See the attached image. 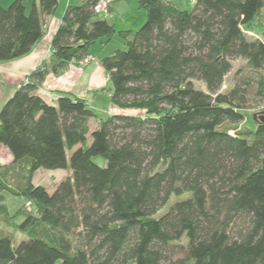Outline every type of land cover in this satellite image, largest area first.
<instances>
[{
    "label": "trees",
    "instance_id": "1",
    "mask_svg": "<svg viewBox=\"0 0 264 264\" xmlns=\"http://www.w3.org/2000/svg\"><path fill=\"white\" fill-rule=\"evenodd\" d=\"M26 1L0 0V61L30 53L59 5ZM96 2L66 6L51 58L0 109L14 157L0 169V264H264V122L237 127L264 103V0H139L145 23L120 31ZM116 33L127 48L102 63L123 111L92 130L86 99L37 91ZM240 58L247 71L222 90ZM40 168L71 175L48 190ZM6 191L32 207L11 214Z\"/></svg>",
    "mask_w": 264,
    "mask_h": 264
},
{
    "label": "crops",
    "instance_id": "2",
    "mask_svg": "<svg viewBox=\"0 0 264 264\" xmlns=\"http://www.w3.org/2000/svg\"><path fill=\"white\" fill-rule=\"evenodd\" d=\"M69 2V0H66L62 8H60L61 6L59 4L56 12L46 17V31L44 37L36 43L30 53L14 60L0 61V109L22 83L30 80V73L45 60L51 58L53 52L51 45L53 35L62 22V16ZM119 2L120 1L113 5V9L120 8L118 7V4L120 5ZM124 5L125 4H123V6ZM113 50L115 49L111 46L110 40L95 43L90 48L89 56L92 58L90 62L82 65L78 61H73L59 73L47 74L38 87L37 92L46 101L52 104H57L59 97L63 94L86 99L96 114L90 121V126L93 130L98 126L101 119L115 112L123 111L111 101L112 91L109 89L111 88V84H109L111 81L102 63V58ZM4 147L5 145L1 146L0 153L2 151L6 152L7 158L3 160L0 159V169H2L3 166L10 165L14 159L12 152L10 151V153ZM7 160H9V162ZM65 171L66 172H59V170H56L54 173H58L57 175H59V178L63 179L71 175L70 170ZM61 179L52 181L51 187L46 186L48 190H53ZM33 182L37 184L34 181V174ZM5 197L7 203V196L5 195ZM24 205L29 209L32 207V203L25 199ZM10 213L14 214V212L12 213L11 211ZM1 227L2 225H0V228Z\"/></svg>",
    "mask_w": 264,
    "mask_h": 264
},
{
    "label": "rangeland",
    "instance_id": "3",
    "mask_svg": "<svg viewBox=\"0 0 264 264\" xmlns=\"http://www.w3.org/2000/svg\"><path fill=\"white\" fill-rule=\"evenodd\" d=\"M14 0H1V4L4 7H8ZM35 0H27L26 6L27 9H30L31 5L33 4ZM37 1V0H36ZM60 4V8L63 7L66 0H58ZM69 4H75L78 1L77 0H69ZM120 1V5L118 4V7L112 9L111 15L107 16V19L115 23V27L117 31L120 30H128V29H134L138 30L140 29L143 24L146 21V12L139 7V0H116V2ZM173 3H175L176 6L180 8H191L194 6L196 0H171ZM123 4H125L123 6ZM123 7V9H122ZM111 46L114 47V49L122 48L126 49L127 45L125 44V40L122 39L118 33H116L110 40ZM239 69H243L247 71V65L246 61L242 58L237 59L233 62V69L231 72L226 76V79L224 81V84L222 86V90H228L233 85V81L237 76V72ZM109 84H111L109 82ZM196 86L206 89V86L201 81H195ZM264 103L262 104H255L253 101H251L249 108L245 111L246 112V119L243 120L241 123L237 125L238 128H250L252 130H255L258 125V118L257 116L264 113ZM229 125V124H228ZM232 129L235 128L234 126L229 125ZM234 130V129H233ZM6 150L10 152V149L8 147H4ZM11 153V152H10ZM7 158L6 152L2 151L0 153V159L3 160ZM96 160L100 163H104L103 160L100 157H97ZM9 162V160H7ZM56 170H59V172H66L65 170L69 169H46L41 168L38 171H35L34 173V181L37 184H42L48 187H51V182L54 180L61 179L59 178L58 173H54ZM61 170V171H60ZM5 195L7 196V204L9 210L13 213H15L20 207L24 205V199L21 196H15L11 194L10 192L6 191ZM174 200V199H172ZM169 208V205L165 206L163 209L160 210L159 214L164 213ZM21 218H19L17 221H19ZM6 220H0V225L3 224V222ZM55 264H60V260H58Z\"/></svg>",
    "mask_w": 264,
    "mask_h": 264
},
{
    "label": "built area",
    "instance_id": "4",
    "mask_svg": "<svg viewBox=\"0 0 264 264\" xmlns=\"http://www.w3.org/2000/svg\"><path fill=\"white\" fill-rule=\"evenodd\" d=\"M116 0H97L96 4L93 6L94 13L99 17L107 18L111 15L113 5ZM90 56H86L79 61L80 64L84 65L91 61ZM1 124V123H0Z\"/></svg>",
    "mask_w": 264,
    "mask_h": 264
},
{
    "label": "water",
    "instance_id": "5",
    "mask_svg": "<svg viewBox=\"0 0 264 264\" xmlns=\"http://www.w3.org/2000/svg\"><path fill=\"white\" fill-rule=\"evenodd\" d=\"M258 120L261 122H264V113L260 114L259 116H257Z\"/></svg>",
    "mask_w": 264,
    "mask_h": 264
}]
</instances>
